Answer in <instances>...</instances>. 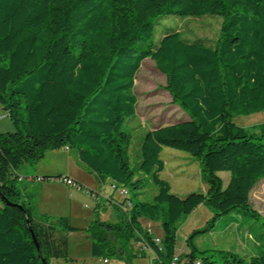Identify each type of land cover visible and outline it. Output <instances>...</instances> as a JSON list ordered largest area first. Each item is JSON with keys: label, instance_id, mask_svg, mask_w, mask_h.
<instances>
[{"label": "trees", "instance_id": "trees-1", "mask_svg": "<svg viewBox=\"0 0 264 264\" xmlns=\"http://www.w3.org/2000/svg\"><path fill=\"white\" fill-rule=\"evenodd\" d=\"M166 16L223 20L212 46L171 30L155 44V19ZM147 58L166 76L186 118L148 130L131 167L130 136L122 127L136 113L135 75ZM0 104L14 128L0 133V264L71 262L66 235L79 231L91 239V255L105 260L151 252L154 264H169L174 256L178 264H264L262 234L253 241L259 251L246 256L195 245L231 213L242 211L264 224L250 203L264 179V123L247 130L234 122L264 112V0H0ZM65 147L114 191L127 190L124 209L114 204L116 222L95 213L80 230L67 218H34L31 203L21 200L19 166ZM164 148L199 162L205 193H171L160 178ZM147 181L156 189L151 202L137 198ZM201 205L211 219L186 238L188 251L175 255L178 223ZM142 220L160 224L159 243Z\"/></svg>", "mask_w": 264, "mask_h": 264}, {"label": "rangeland", "instance_id": "rangeland-1", "mask_svg": "<svg viewBox=\"0 0 264 264\" xmlns=\"http://www.w3.org/2000/svg\"><path fill=\"white\" fill-rule=\"evenodd\" d=\"M222 18L217 16H202L200 18H183L176 16L158 17L155 19V44L160 40L163 32L168 30L180 32L185 40L201 39L212 46L219 36ZM134 94L137 99L136 113L128 117L123 124V131L130 136L129 162L133 167L137 162L139 148L145 133L158 126L170 125L185 119L186 116L175 104L167 88L166 76L157 70L150 58L145 59L135 75ZM234 122L247 130L264 123V112L249 116L236 117ZM13 125L0 104V133H12ZM165 168L160 178L166 181L171 193L177 196H186L190 193H205L207 183L202 179L200 164L187 153L164 148L160 154ZM16 173L21 177L15 185L21 194V200L30 202L33 206L34 218L47 216L52 219L67 218L72 227L83 230L87 228L99 212V219L114 223L120 217L114 210V204L124 209V197L121 188L114 191L111 182L107 179L102 182L99 176L89 172L76 158L72 149L60 148L45 153L43 158L35 163H24L19 166ZM76 176L77 182L85 189L77 190L67 186L62 180L54 179L56 176ZM36 177H52L44 181H35ZM223 187L228 182V173H220ZM33 182H29L31 180ZM115 192L116 203L109 202L111 192ZM143 192L144 196H137L140 200L151 202L156 192L155 187L147 181ZM128 197V196H127ZM2 200L0 199V206ZM123 202V203H122ZM250 203L262 219H264V179L259 180L250 193ZM113 216V217H112ZM212 215L204 206H199L188 218L177 225L175 232L176 243L174 254L180 255L188 251L185 240L194 231L204 228ZM142 228H151L154 236L162 237L163 232L159 223L142 220ZM262 234L264 244V224L254 221L247 214L240 211L219 218L214 226L207 229L195 240V245L201 249L225 250L246 256L255 250L254 239ZM249 235V236H248ZM67 258L50 259L49 264H154V255L147 252L145 258L131 255L124 257L108 256L93 257L91 255V239L84 231L68 233ZM134 242H130L129 249L134 253Z\"/></svg>", "mask_w": 264, "mask_h": 264}, {"label": "built area", "instance_id": "built-area-1", "mask_svg": "<svg viewBox=\"0 0 264 264\" xmlns=\"http://www.w3.org/2000/svg\"><path fill=\"white\" fill-rule=\"evenodd\" d=\"M65 150L67 151V150H69V149H68L67 147H65ZM20 180H21V179H20ZM35 180L40 181V178H36ZM63 182H64L67 186H69V187H75L77 190H79V189L77 188L76 184L73 182V180H71V179H65V180H63ZM113 188H114V187H113ZM121 193H125V189H121ZM145 230L147 231L148 234H150V235L152 234V235L154 236V234H153L151 228H145ZM154 237H155V241L159 243V241H160V237H156V236H154ZM138 245H140V244H138ZM178 260H179V259H178ZM178 260H177L176 264L179 263ZM104 262L107 263V260H104Z\"/></svg>", "mask_w": 264, "mask_h": 264}, {"label": "crops", "instance_id": "crops-1", "mask_svg": "<svg viewBox=\"0 0 264 264\" xmlns=\"http://www.w3.org/2000/svg\"><path fill=\"white\" fill-rule=\"evenodd\" d=\"M74 178H71V177H69V179H71V180H73V181H75V182H77V180H75V179H77V177L76 176H74V175H72ZM28 180H31V179H28ZM35 181H37V180H35ZM101 181L102 182H106L107 180H103V179H101ZM29 182H33V180H31V181H29ZM38 182V181H37ZM79 183V182H78ZM112 196V200H110V197ZM114 196H115V193H113V191L111 192V194H110V196H109V202L110 203H112V202H114V203H116V201L114 200ZM113 204V203H112ZM98 215H99V212H96ZM113 217V216H112ZM107 262H108V260H107Z\"/></svg>", "mask_w": 264, "mask_h": 264}, {"label": "bare ground", "instance_id": "bare-ground-1", "mask_svg": "<svg viewBox=\"0 0 264 264\" xmlns=\"http://www.w3.org/2000/svg\"><path fill=\"white\" fill-rule=\"evenodd\" d=\"M121 194L124 198H126L128 196V192L126 189H125V193H121ZM156 243H158V242H156ZM177 260H178V258L176 256H174L169 264H176Z\"/></svg>", "mask_w": 264, "mask_h": 264}, {"label": "water", "instance_id": "water-1", "mask_svg": "<svg viewBox=\"0 0 264 264\" xmlns=\"http://www.w3.org/2000/svg\"><path fill=\"white\" fill-rule=\"evenodd\" d=\"M0 199H2V196H0ZM122 203H123V202H122ZM28 227H29V226H28ZM31 236H32V239H33V241H34V243H35V246H36L37 250L39 251V252H38L39 255L42 256V254H41V252H40V250H39V246H38V244H37V242H36V238H35L33 232H31ZM42 261H43V264H45L43 259H42Z\"/></svg>", "mask_w": 264, "mask_h": 264}]
</instances>
